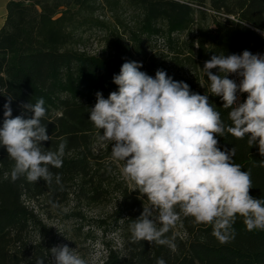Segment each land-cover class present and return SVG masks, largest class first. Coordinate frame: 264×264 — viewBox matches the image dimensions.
I'll return each mask as SVG.
<instances>
[{
	"label": "trees",
	"instance_id": "1",
	"mask_svg": "<svg viewBox=\"0 0 264 264\" xmlns=\"http://www.w3.org/2000/svg\"><path fill=\"white\" fill-rule=\"evenodd\" d=\"M105 9L114 16L132 9L133 25L115 16V24L110 27L99 17V11ZM92 29L103 31L106 45L115 51L125 50L127 59L122 55H90L75 47L81 40L79 34ZM254 29L264 30V0L9 1L0 29V126L9 97L13 117L21 114L22 104H35L43 98L47 111L42 123L47 125L50 140L42 145L45 150L56 151L66 141V149L62 167H50L54 175L61 176V184L53 181L47 186L42 179L34 183L24 176L13 182L14 161L0 146V264H36L38 259L53 264L50 230L29 203L52 207L51 200L59 206L67 200L71 188L87 202L104 198V178L92 172L95 157L91 149L98 129L89 119V108L96 102L97 91L107 98L118 90L112 77L119 74L124 62H141L140 70L153 77L157 69H163L174 80L190 85L192 91L209 95L221 118L231 124L229 110L223 108L219 97L211 96L210 82L202 68L213 54L227 56L264 49V36ZM185 33L191 37L182 45L179 37ZM124 40L128 42L125 45ZM157 40L180 67L190 68L191 76L153 60L145 63L144 43ZM217 139L221 150L235 146L233 162L251 173L250 195L264 198V167L260 165L264 156L258 146L249 148L247 137L237 139L230 134ZM117 192L114 228L122 246L108 249L102 264H156L157 258H163L166 264H264V230L248 231L239 216L233 225L235 238L226 244L212 235V225L197 224L193 217L183 215L166 234L174 237L175 250L155 242L132 243L130 225L149 201L138 188L119 187Z\"/></svg>",
	"mask_w": 264,
	"mask_h": 264
},
{
	"label": "clouds",
	"instance_id": "2",
	"mask_svg": "<svg viewBox=\"0 0 264 264\" xmlns=\"http://www.w3.org/2000/svg\"><path fill=\"white\" fill-rule=\"evenodd\" d=\"M254 30L264 36V30ZM142 67L141 62H124L112 77L118 90L107 98L97 91L96 102L89 108V119L100 130L98 142L110 143L112 159L122 162V175L149 201L130 225L131 242H155L175 250L174 237L166 234L181 215L193 217L197 224L212 225V235L221 244L235 238L237 216L243 218L248 231L264 230V198L250 195L251 173L233 162L235 146L221 150L217 139L228 134L247 137L249 148L258 146L264 156V54L248 50L213 54L204 62L211 96L219 97L229 110L231 124L221 118L209 95L192 91L163 69H157L153 77L141 71ZM238 94H247L246 99L240 102ZM11 100L3 106L0 126V146L14 161L11 180L24 176L29 182L42 179L47 186L53 181L60 185L61 176L54 175L50 167H62L66 141L56 151L43 147L42 142L50 140L47 125L42 123L47 111L44 99L22 104L21 114L15 117ZM260 165L264 167V160ZM50 251L53 264H86L66 244ZM36 264L44 261L38 259ZM156 264L166 261L157 258Z\"/></svg>",
	"mask_w": 264,
	"mask_h": 264
},
{
	"label": "rangeland",
	"instance_id": "3",
	"mask_svg": "<svg viewBox=\"0 0 264 264\" xmlns=\"http://www.w3.org/2000/svg\"><path fill=\"white\" fill-rule=\"evenodd\" d=\"M99 13L101 15L99 17L110 27L115 24V16H118L123 20V23L129 26L133 25L131 20L135 17L132 9L117 12L115 16L107 9L99 11ZM79 36L81 40L75 47L83 49L90 55H101L105 58L122 55L124 59H127L125 50L115 51L106 45L103 31L92 29L79 34ZM190 37L189 33L181 35L179 38L182 45ZM122 43L125 45L128 42L124 40ZM144 47L147 53L145 63L153 60L186 77L192 75L189 67L178 65V60L173 59V55L169 53L161 40L150 44L145 42ZM129 49L134 55L131 45ZM98 134H100V130L94 136L91 149L95 157L92 172L102 174L104 178L102 188L107 191L104 198L96 202H87L75 195L73 193L75 188H71L67 200L55 208L42 202L29 203L40 221L50 230L51 243L53 244L51 248L66 244L73 249L74 254L83 258L86 264H102L108 249L121 248V238L114 228L115 215L113 212L118 197L117 190L119 187H125L128 190L137 188L132 181L125 179L122 175V162L112 159L110 143L101 144L98 142ZM33 237L34 239L38 238L37 236Z\"/></svg>",
	"mask_w": 264,
	"mask_h": 264
},
{
	"label": "built area",
	"instance_id": "4",
	"mask_svg": "<svg viewBox=\"0 0 264 264\" xmlns=\"http://www.w3.org/2000/svg\"><path fill=\"white\" fill-rule=\"evenodd\" d=\"M15 1H18V2H22V3H25V4H27V3H29L31 0H15ZM231 20H234L235 21V19L231 16V17H229ZM253 54H256V53H260V54H264V49H261V50H259V51H254V52H252ZM229 78H231V79H236L237 80V82H239V79L237 78V77H235V76H229ZM239 95V97H240V102H243V100L244 99H246V96H247V94H238Z\"/></svg>",
	"mask_w": 264,
	"mask_h": 264
},
{
	"label": "crops",
	"instance_id": "5",
	"mask_svg": "<svg viewBox=\"0 0 264 264\" xmlns=\"http://www.w3.org/2000/svg\"><path fill=\"white\" fill-rule=\"evenodd\" d=\"M9 1L13 0H0V29L4 24L6 17V5Z\"/></svg>",
	"mask_w": 264,
	"mask_h": 264
}]
</instances>
